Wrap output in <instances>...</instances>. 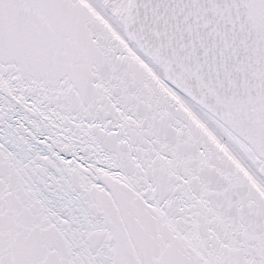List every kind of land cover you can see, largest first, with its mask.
Segmentation results:
<instances>
[{
    "label": "snow or ice",
    "instance_id": "snow-or-ice-1",
    "mask_svg": "<svg viewBox=\"0 0 264 264\" xmlns=\"http://www.w3.org/2000/svg\"><path fill=\"white\" fill-rule=\"evenodd\" d=\"M0 264H264V0H0Z\"/></svg>",
    "mask_w": 264,
    "mask_h": 264
}]
</instances>
